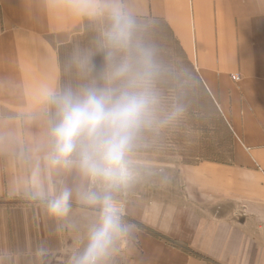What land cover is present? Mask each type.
<instances>
[{"label": "crops", "instance_id": "1", "mask_svg": "<svg viewBox=\"0 0 264 264\" xmlns=\"http://www.w3.org/2000/svg\"><path fill=\"white\" fill-rule=\"evenodd\" d=\"M75 2L0 0V264H69L98 219L99 209L82 201L87 183L75 172H50L43 161L51 115L42 92L59 87V47L88 18ZM122 2L136 19H158L170 30L227 121L232 152L225 163L184 167L179 203L128 201L132 231L116 241L109 264L194 263L134 220L217 263L264 264V0ZM34 179L49 192L72 191L67 217L48 216L25 195ZM200 199L237 208L204 218Z\"/></svg>", "mask_w": 264, "mask_h": 264}, {"label": "clouds", "instance_id": "2", "mask_svg": "<svg viewBox=\"0 0 264 264\" xmlns=\"http://www.w3.org/2000/svg\"><path fill=\"white\" fill-rule=\"evenodd\" d=\"M73 8L102 27L93 49L77 50L67 61L66 71L78 82L43 89L42 102L52 114L43 161L57 175L75 172L87 183L82 201L99 209L69 264H109L116 241L132 231L116 194L137 179L133 152L145 132L158 130L181 110L161 118L158 50L122 0H76ZM96 55L102 56L99 69ZM39 173L37 164L34 177ZM25 195L57 220L70 212L68 188L49 192L34 179Z\"/></svg>", "mask_w": 264, "mask_h": 264}, {"label": "rangeland", "instance_id": "3", "mask_svg": "<svg viewBox=\"0 0 264 264\" xmlns=\"http://www.w3.org/2000/svg\"><path fill=\"white\" fill-rule=\"evenodd\" d=\"M137 21L144 26L143 37L158 50L161 71L156 87L161 96V118L164 119L176 108L181 113L158 130L145 132L139 141L132 156L137 179L128 189L116 194L124 208L128 201L133 200L183 201L180 171L203 161L228 162L232 152V133L227 121L220 114L215 101L207 93L170 30L160 20ZM101 27L98 22L86 18L81 30L59 47L58 88L78 82L66 71L67 61L77 50L93 49ZM94 63L99 69L102 56L96 55ZM232 78L239 80L240 76L236 74ZM49 113L52 119L50 110ZM226 203L228 202L225 201L217 207L211 200L200 199L199 209L204 218L217 216V210L224 215L229 211L234 213L237 206L231 202ZM137 222L132 223L154 237L147 230H155ZM186 253L194 262L189 264H223L217 263L205 253L195 252L190 247Z\"/></svg>", "mask_w": 264, "mask_h": 264}, {"label": "trees", "instance_id": "4", "mask_svg": "<svg viewBox=\"0 0 264 264\" xmlns=\"http://www.w3.org/2000/svg\"><path fill=\"white\" fill-rule=\"evenodd\" d=\"M142 20H147V19H142ZM151 20H158V19H151ZM134 222L136 223L137 221L134 220ZM147 231H149V233H151L154 237L164 239L167 242H169V243L173 244L174 246L178 247L182 251H185V252H188L189 251V247L185 243H183V242L175 241V240H172L170 238H166L165 236H163V235H161V234H159V233H157L155 231H152V230H147Z\"/></svg>", "mask_w": 264, "mask_h": 264}, {"label": "built area", "instance_id": "5", "mask_svg": "<svg viewBox=\"0 0 264 264\" xmlns=\"http://www.w3.org/2000/svg\"><path fill=\"white\" fill-rule=\"evenodd\" d=\"M233 77H234V76H233ZM233 79H234V78H233ZM235 79H236V78H235ZM235 79H234V80H235Z\"/></svg>", "mask_w": 264, "mask_h": 264}]
</instances>
